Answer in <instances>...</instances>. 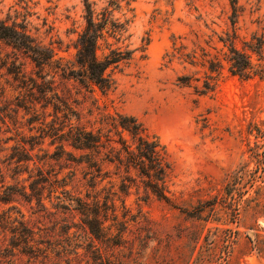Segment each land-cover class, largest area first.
<instances>
[{
	"label": "rangeland",
	"instance_id": "rangeland-1",
	"mask_svg": "<svg viewBox=\"0 0 264 264\" xmlns=\"http://www.w3.org/2000/svg\"><path fill=\"white\" fill-rule=\"evenodd\" d=\"M108 1L89 0L97 12ZM125 1L115 17L123 18ZM239 5L244 11L235 45L251 56L255 72L248 78L233 75L222 62L214 90L206 94L197 92L205 78L200 58L192 66L182 60L169 62L166 55L173 42L185 46L186 52L199 43L221 59L226 49L218 38L232 34L229 0H134L135 17L128 32L131 48L145 46V51H135L115 71V87L105 95L93 85L84 88L63 79L48 67L39 73L26 54L0 42V111L10 118H6L8 127L0 121V139H12L0 143L5 172L7 165L2 162L11 152L3 149L21 144L22 138L39 136L45 130L39 123L52 114L48 107L43 115L40 94L36 89L29 91L30 79L41 83L39 74L54 76L57 92L77 99L84 112L96 102L101 113L135 117L164 145L173 169L169 182L173 205L157 200L138 182V189L131 186L125 197L131 221L118 245L95 239L74 201L65 202L67 208H54L58 200L46 198L45 191L47 212H42L35 200L14 196L4 209L14 206L21 212L46 259L37 252L20 253V248L10 252L11 235L1 228L0 264H264V45L262 61L243 45L252 38L264 40V0H239ZM131 15L126 13L127 18ZM84 16V0H0V20L9 24L25 20L36 42L53 49L55 59L64 61L74 59ZM12 64L25 73L24 83L9 74ZM184 77L190 80L181 83ZM30 102L36 103L38 115L32 114ZM51 120L47 117L46 122ZM49 144L46 138L43 147L56 153L55 145ZM37 149L32 154L42 155ZM38 165L64 179L65 186L54 194L61 199L62 190L72 199H86L91 192L72 161L53 155ZM11 174L6 172L9 184ZM104 186L105 182L96 191ZM115 207L120 218V201ZM111 224L105 222V226Z\"/></svg>",
	"mask_w": 264,
	"mask_h": 264
},
{
	"label": "trees",
	"instance_id": "trees-1",
	"mask_svg": "<svg viewBox=\"0 0 264 264\" xmlns=\"http://www.w3.org/2000/svg\"><path fill=\"white\" fill-rule=\"evenodd\" d=\"M123 1L125 0H109L108 6L97 12L95 3L84 0L85 23L78 34L75 44L76 54L71 62L64 61V58L55 59L56 54L53 49L45 48L36 42L27 30L25 20L22 23L14 21L10 24L8 20H0V42L26 54L35 66L40 68L39 73L48 67L56 74L59 73L63 79H72L84 88L93 85L105 95L115 87V71L122 64L128 63L135 51H145V46L131 48V35L128 32L135 17L132 7L134 0L124 2L125 11L132 13L131 17L127 18L126 13L123 14V18L114 15L115 11L122 10ZM229 7L228 21L232 34L226 33L225 37L218 38V42L226 49L221 59L216 55L211 56L199 43L192 51L186 52L185 46L181 44L176 46L173 42L171 52L166 55L169 62L174 59L182 60L192 66L200 58V65L205 68V78L202 87L197 90L199 94L214 90L222 62L228 64V70L233 75L248 78L255 72L251 56L235 45L238 38L237 25L244 9L239 5V0H229ZM258 10L260 8L254 11ZM243 45L246 51L262 61L263 39L252 38L250 42H243ZM212 49L216 48L212 47ZM12 67L13 70L9 71V74L13 75L15 80L24 83L25 73L21 67H16V64H12ZM37 78L41 79V83L38 84L30 79L32 87L29 91L31 93L36 89L40 94L44 102L43 115L47 113L48 107L52 108V114L44 115L39 123L45 128L40 131L39 136L22 138L21 144L15 142L13 146L3 149H9L11 152L2 163L6 162V172H12L10 175L12 184L6 182V172L0 165V229H5L11 235L8 244L10 252L13 253L20 248V253L37 252L46 259L43 250L35 246L41 242L34 244L33 232L22 220L21 212L14 206L4 209L13 201L14 196L27 199L28 202L35 200L42 212H47L43 198L45 191L48 193L46 198L53 197L58 200V203L53 205L54 208H67L69 205L68 203L65 205V202L74 201L78 206L75 210L81 214L82 222L90 234L97 240L113 242L115 245L124 241L127 224L131 221L127 218L129 210L125 200L131 186H137L138 189L141 185L145 192L153 195L157 200L173 205L169 195V182L173 169L167 150L155 136L145 131L135 117L118 112L101 113L96 102H92V107L84 112L83 104L77 99L62 96L57 92L54 76L49 78V75L39 74ZM186 80L189 81L190 78L179 79L181 83H185ZM30 105L32 114H36V103L30 102ZM47 117H52L51 122H46ZM6 118L10 119L7 114L0 111V121L5 126H7ZM46 138L50 139L49 146L55 145L56 153L50 154L43 147ZM9 141L12 139H0V143L4 145ZM36 147L42 155L32 154ZM53 155L58 159L64 157L67 161H72L80 170L81 180L91 190L86 193V199L67 197L66 190L59 193L62 199L54 195L59 188L65 186L64 179H58L57 174L52 170H45L44 165H38L43 158L51 159ZM30 163H32L31 169ZM20 168L24 169L19 171ZM24 173L27 175L26 178H23ZM104 182L105 186L101 191H96V188ZM116 201H120L122 209L120 218L116 213ZM200 212L201 210L198 211ZM107 220L112 224L105 226ZM4 250L7 252V248Z\"/></svg>",
	"mask_w": 264,
	"mask_h": 264
}]
</instances>
